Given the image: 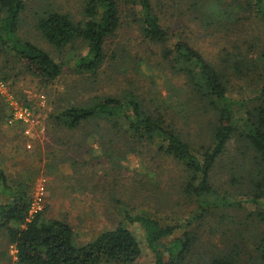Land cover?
Here are the masks:
<instances>
[{"label":"rangeland","instance_id":"obj_1","mask_svg":"<svg viewBox=\"0 0 264 264\" xmlns=\"http://www.w3.org/2000/svg\"><path fill=\"white\" fill-rule=\"evenodd\" d=\"M199 1V6L193 5L194 0H151V5L163 28L186 39L224 75L227 93L237 101L236 116L243 118L245 109L258 102L255 97L264 84V16L251 14L246 0ZM83 5V0H25L18 34L61 64L62 72L52 82L28 73L22 63L0 51L4 83L0 88V164L8 179H26L34 210L40 208L45 219L68 223L76 244L103 230L127 226L141 246L136 264L154 261L140 224L130 223L126 213L148 214L162 224L176 225V235L190 231L192 249L181 264H203L218 251L229 250L240 237L245 239L243 251L249 253L256 229L246 216L251 204L219 207L194 218L196 203L183 192L184 166L160 151L159 144H137L129 134L107 130V121L99 117L76 129L57 124L55 116L65 107L89 102L94 96L132 92L151 109H163L194 151L210 143L212 113L202 112L201 104L188 94L185 79L169 70L160 57V44L144 37L137 0H118L121 25L105 42L104 61L94 73L74 68L75 57L86 51L84 42L75 40L58 50L34 26L44 9L68 12L81 20ZM15 106L30 112V122L14 116ZM251 159L244 142L232 136L212 170L213 189L229 192L235 199L242 197L247 192L246 173L254 167ZM232 175L236 183L231 182ZM15 253L7 230L1 228L0 264H17Z\"/></svg>","mask_w":264,"mask_h":264},{"label":"trees","instance_id":"obj_2","mask_svg":"<svg viewBox=\"0 0 264 264\" xmlns=\"http://www.w3.org/2000/svg\"><path fill=\"white\" fill-rule=\"evenodd\" d=\"M137 2L144 37L160 44V57L170 66L169 70L185 79L188 94L201 104V111L212 113L210 143L194 151L186 138L175 130L173 121L166 118L163 109H151L144 99L132 92L122 96H94L89 102L65 107L55 116L57 124L76 129L84 121L99 117L107 121V130L129 134L130 138H126L137 144L142 141L159 144L160 151L184 166L183 192L196 203L194 218L219 207L251 204L253 208L246 216L256 229L254 238L249 241L250 252L243 251L245 239L240 237L229 250L218 251L203 264H264V84L255 97L258 102L245 109L243 118H238L237 101L228 95L224 75L186 39L160 25L151 0ZM83 3L81 20H74L68 12L44 9L34 26L58 50L75 40L84 42L86 51L75 57L74 68L78 72L94 73L104 61L105 42L120 27L121 19L118 0H83ZM193 3L199 6L200 1ZM245 5L251 14L264 16V0H246ZM24 6L25 0H0V51L22 63L28 73L50 83L60 76L62 66L46 50L18 34ZM243 60L251 64L246 57ZM256 65L254 61L252 66ZM3 77L8 78L6 73ZM235 135L244 142L245 149L251 151V165H254L253 169L246 170L247 192L239 199L229 192L218 193L211 184L212 170ZM231 179L232 183L237 182L234 175ZM29 190L26 179L9 180L0 164V229L7 230L17 264L138 262L141 246L127 226L103 230L86 243L76 244L74 231L65 221L45 219L42 211L30 215ZM125 218L130 223L140 224L154 264H181L191 252L190 231L183 230L176 235L178 226L162 224L148 214L126 213Z\"/></svg>","mask_w":264,"mask_h":264},{"label":"built area","instance_id":"obj_3","mask_svg":"<svg viewBox=\"0 0 264 264\" xmlns=\"http://www.w3.org/2000/svg\"><path fill=\"white\" fill-rule=\"evenodd\" d=\"M4 85V83L0 80V88H2ZM14 116L19 119V120H23L25 122H30L31 120V115L30 112L25 108V107H21V106H15L14 107ZM39 199V198H37ZM35 202H31V207H30V215L32 216L34 213L38 212L39 209H35Z\"/></svg>","mask_w":264,"mask_h":264}]
</instances>
